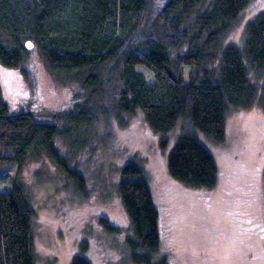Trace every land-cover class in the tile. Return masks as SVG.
Returning <instances> with one entry per match:
<instances>
[{"label":"trees","instance_id":"16d2710c","mask_svg":"<svg viewBox=\"0 0 264 264\" xmlns=\"http://www.w3.org/2000/svg\"><path fill=\"white\" fill-rule=\"evenodd\" d=\"M253 0H0V65L27 82L25 65L36 48L52 74H75L85 100L51 122L40 123L26 110L10 113L0 90V166H16L13 177L0 174V264H35L29 196L17 181L29 157H46L74 190L86 195L78 171L61 156L86 149L95 122L96 101L105 82H117L113 114L142 115L153 134L170 133L183 118L212 144L225 137L232 109L250 110L258 102L251 73L264 91V10L248 21L239 47L223 46L240 14ZM151 73L146 80L137 69ZM141 69V70H143ZM144 70V71H145ZM167 152V175L191 190H212L217 165L193 134H182ZM167 148V139L159 142ZM138 179V180H137ZM264 196V168L261 173ZM116 193L129 223L124 239L131 264H167L159 253V218L141 169L130 162L120 170ZM104 231L112 229L101 220ZM70 264H89L83 255Z\"/></svg>","mask_w":264,"mask_h":264},{"label":"rangeland","instance_id":"374dc122","mask_svg":"<svg viewBox=\"0 0 264 264\" xmlns=\"http://www.w3.org/2000/svg\"><path fill=\"white\" fill-rule=\"evenodd\" d=\"M165 1L153 0L154 13ZM263 10L264 0L251 1L223 46H241L246 24ZM28 57L27 82L18 70L0 65V90L11 114L26 110L40 123L51 122L55 113L70 111L85 100L86 91L75 74H51L34 47ZM137 69L152 80L148 70ZM249 77L257 87L258 102L250 110L232 109L221 144L207 141L183 118L170 133L156 135L139 113L116 117L112 110L119 84L105 82L95 102L98 114L86 135V149L73 156L56 142L61 156L69 157L70 167L84 180L86 195L75 191L43 155L29 157L17 172L33 208L35 264H70L78 255L89 264H131L124 245L131 232L115 189L120 170L130 162L141 169L158 210L160 245L155 260L264 264V91L259 77L254 73ZM182 134H193L212 155L218 173L214 189H187L167 175L166 154ZM161 139H167V148H161ZM15 172L16 166H0L4 176L13 177ZM101 220L112 234L102 229Z\"/></svg>","mask_w":264,"mask_h":264},{"label":"water","instance_id":"95a60500","mask_svg":"<svg viewBox=\"0 0 264 264\" xmlns=\"http://www.w3.org/2000/svg\"><path fill=\"white\" fill-rule=\"evenodd\" d=\"M26 47H27L28 49L32 48V46H31L30 43H26Z\"/></svg>","mask_w":264,"mask_h":264},{"label":"bare ground","instance_id":"6f19581e","mask_svg":"<svg viewBox=\"0 0 264 264\" xmlns=\"http://www.w3.org/2000/svg\"><path fill=\"white\" fill-rule=\"evenodd\" d=\"M3 74V73H2ZM5 75V74H4Z\"/></svg>","mask_w":264,"mask_h":264}]
</instances>
